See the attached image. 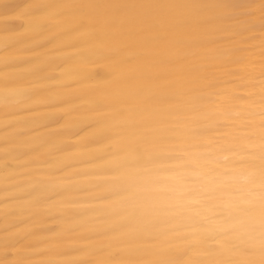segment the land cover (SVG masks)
Listing matches in <instances>:
<instances>
[{"label":"snow or ice","instance_id":"1","mask_svg":"<svg viewBox=\"0 0 264 264\" xmlns=\"http://www.w3.org/2000/svg\"><path fill=\"white\" fill-rule=\"evenodd\" d=\"M0 112V264H264V0H0Z\"/></svg>","mask_w":264,"mask_h":264},{"label":"bare ground","instance_id":"2","mask_svg":"<svg viewBox=\"0 0 264 264\" xmlns=\"http://www.w3.org/2000/svg\"><path fill=\"white\" fill-rule=\"evenodd\" d=\"M15 3L17 4H20V5H23L27 2H29V0H14ZM55 45H48V48H41L39 49V55H41V57L45 56L48 52L49 49L51 48H54ZM68 55H70V53H67V52H61V53H58L57 54V57H56V62L57 63H60L63 59H65ZM61 70H57V74H59ZM0 117H2V112H0ZM0 128H2V124H0ZM4 133L2 130H0V139H2ZM0 155H2V149H0ZM2 198H3V194L2 192H0V201H2ZM4 204L2 202H0V217L3 216V210H4ZM2 226V225H0Z\"/></svg>","mask_w":264,"mask_h":264}]
</instances>
